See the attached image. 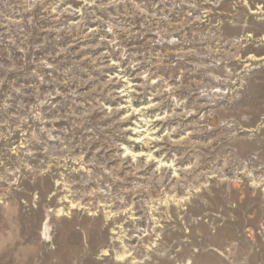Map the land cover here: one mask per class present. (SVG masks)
<instances>
[{"label":"rangeland","instance_id":"obj_1","mask_svg":"<svg viewBox=\"0 0 264 264\" xmlns=\"http://www.w3.org/2000/svg\"><path fill=\"white\" fill-rule=\"evenodd\" d=\"M0 264H264V0H0Z\"/></svg>","mask_w":264,"mask_h":264}]
</instances>
